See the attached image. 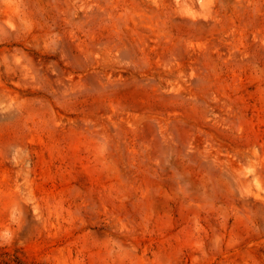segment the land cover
<instances>
[{
    "label": "rangeland",
    "instance_id": "374dc122",
    "mask_svg": "<svg viewBox=\"0 0 264 264\" xmlns=\"http://www.w3.org/2000/svg\"><path fill=\"white\" fill-rule=\"evenodd\" d=\"M0 264H264V0H0Z\"/></svg>",
    "mask_w": 264,
    "mask_h": 264
},
{
    "label": "trees",
    "instance_id": "16d2710c",
    "mask_svg": "<svg viewBox=\"0 0 264 264\" xmlns=\"http://www.w3.org/2000/svg\"><path fill=\"white\" fill-rule=\"evenodd\" d=\"M0 261H1V255H0ZM3 264H27L23 259H21L20 257L18 256H15L14 259H10V260H5V261H2Z\"/></svg>",
    "mask_w": 264,
    "mask_h": 264
}]
</instances>
